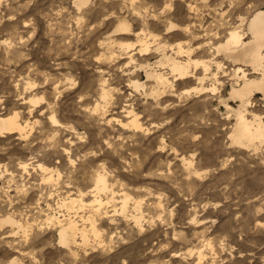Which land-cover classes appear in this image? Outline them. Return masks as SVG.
I'll list each match as a JSON object with an SVG mask.
<instances>
[{
  "label": "rangeland",
  "instance_id": "obj_1",
  "mask_svg": "<svg viewBox=\"0 0 264 264\" xmlns=\"http://www.w3.org/2000/svg\"><path fill=\"white\" fill-rule=\"evenodd\" d=\"M74 1L0 0V115L28 122L24 136L0 135V264H264V141L232 142L224 100L239 103L240 63L214 48L235 27L247 40L264 0ZM119 20L131 31L114 33ZM178 43L210 69L176 79L161 66L170 83L157 84L146 63L187 58ZM90 214L100 236L63 246L52 218L88 229Z\"/></svg>",
  "mask_w": 264,
  "mask_h": 264
},
{
  "label": "bare ground",
  "instance_id": "obj_2",
  "mask_svg": "<svg viewBox=\"0 0 264 264\" xmlns=\"http://www.w3.org/2000/svg\"><path fill=\"white\" fill-rule=\"evenodd\" d=\"M88 1L89 0H76L77 4L79 5V8L81 5L88 3ZM76 2H75V5H76ZM172 27L174 28L175 24L171 23L169 28H172ZM246 29L248 33L250 34L249 35L250 37H248L247 40L244 39V35H245L244 32L241 29H238V27H235L229 30L228 34L226 35V38L223 41L217 42L218 44H216L215 47L214 46L213 47L216 49L215 52L221 53V55L223 54V56L226 59H229L234 64L240 63V65H237L235 67L233 66L234 69L232 71H233V78L235 82L231 84L232 88L230 90V98L235 99L239 103L237 106H230L227 103V99H225L224 101H225L226 106L228 107V110L232 111L235 116V122L232 126L231 133H230L232 142L238 145H241V146L249 147L251 145H256V142L258 141L260 143L264 141L263 117L260 114L255 113L253 110L250 109V107H252L254 103L253 96L255 95L256 92H260L262 94V98L264 99V8H261V9L259 8L254 12V15L249 20ZM128 31H131V28H130V24L126 22V20H119L118 24L113 29L114 33L118 32L117 34H120L119 32L122 33V32H128ZM137 35L139 37V33ZM122 45L124 48H129L131 47L132 44L128 43L126 45L124 44ZM161 47L163 46L161 45ZM148 49H149L148 42L142 41L140 51H147ZM166 52L165 51L162 52L161 56L157 58L155 62L153 61L154 65H152L153 64L152 62H151L152 64L148 62H147L148 64L146 63L147 75L153 78L157 82V84L166 85L170 83V79L167 76V74H165V72L159 71L158 67H161V66L169 68L170 73H172V75H174L176 79L190 77L192 75L190 74L191 67L193 66L202 65L205 71L204 76L206 75L207 71L210 69V66H211L210 61H208L207 59L206 60L192 59V57L190 56L191 50L189 48L185 49L182 43H178L177 53L179 56V53L186 52L187 58L180 59L177 56H174V53L172 55V53L167 54L168 52L167 53ZM214 63L219 69V71L220 69H223L224 63H222L221 59L214 60ZM155 66L158 69H156ZM243 66L250 67V70H252L251 73H253L254 75L250 76L249 72ZM204 76L199 77V80H203ZM134 86L136 88H140V86H143V84L138 81H135ZM204 89H206L204 86H200V88H198L197 90L201 91ZM211 89L214 90L215 87H212ZM101 91H103L102 97L106 99L108 97L107 90L103 88ZM156 92L157 90H154L153 88L152 93H156ZM30 101L38 102L39 99L31 97ZM130 112L131 111H129L128 113ZM19 115L20 114L18 111H13L12 113H9L4 116L0 115V135H4L5 133L12 134V132H18L20 136H24L28 132L27 130L28 122H26L25 124H22L19 121L20 120ZM132 117H133L131 119L132 125L140 128L141 125L138 122V118H136L137 116H132ZM51 120H53V122L58 121L55 118V116H52ZM40 166L42 168H45V166H43L42 164H40ZM97 175L98 176L96 178V185H95L96 189L99 192L101 190H106L108 188L106 176L103 173L101 174L99 173ZM76 201L79 202V204L84 205L82 198L81 199L73 198L71 199L70 204L73 205L74 203H76ZM93 201L94 203L95 202L97 203L96 204L97 206L99 205L98 208L95 209L96 211H99L100 206L103 204L102 199L96 195ZM125 205H126V200L124 201L123 208L125 207ZM53 219H56V221L59 224V230L57 229L59 232L57 233L59 234L58 235L59 242L63 246L64 245L70 246L72 243H78L77 238H80L79 239L81 240L80 243L89 244L88 241H89L90 234H92L93 237L95 236L96 238L100 236V230L97 228L95 224V218L91 214L90 216L87 217V219L90 221V226H91L88 229H86L87 228L86 226L85 228L84 226L81 227L80 225H78L77 221L74 219H69L66 222H63V220L59 219L58 217L52 218V220ZM1 220L3 222H9V224L15 223L14 218H12L11 216H6L4 219H1Z\"/></svg>",
  "mask_w": 264,
  "mask_h": 264
}]
</instances>
